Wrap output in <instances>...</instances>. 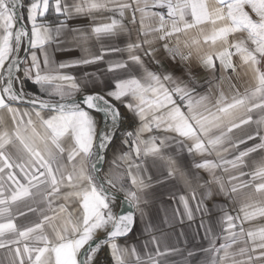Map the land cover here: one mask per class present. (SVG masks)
<instances>
[{"label":"snow or ice","instance_id":"obj_1","mask_svg":"<svg viewBox=\"0 0 264 264\" xmlns=\"http://www.w3.org/2000/svg\"><path fill=\"white\" fill-rule=\"evenodd\" d=\"M96 13L111 15L96 23ZM79 16L90 30L69 27ZM122 35L124 47L103 43ZM72 48L81 55L57 61ZM177 62L189 67L176 74ZM101 63L99 76L72 74ZM100 76L104 88H90ZM169 179L183 184L173 219L211 220L216 197L239 203L236 216L220 208L219 234L202 220L208 247L171 243L152 222L156 185ZM29 213L37 220L16 222ZM258 218L264 0H0V264H99L105 246L112 264H264V224L243 227ZM137 222L148 238L128 244Z\"/></svg>","mask_w":264,"mask_h":264},{"label":"crops","instance_id":"obj_2","mask_svg":"<svg viewBox=\"0 0 264 264\" xmlns=\"http://www.w3.org/2000/svg\"><path fill=\"white\" fill-rule=\"evenodd\" d=\"M28 2H29V0H27V1L25 0V2H24L25 5ZM69 2H71V0H69ZM25 15H26V13H25ZM95 15L98 17L96 23H99V22H101L100 17H107L111 14L110 13H102V14L96 13ZM68 23H69L70 28H81V29H86V30H90L91 26L93 25V21L88 16L76 17V18L70 20ZM125 23L127 24L128 21L125 20ZM129 27H131V25H129ZM70 37H71V33H69L67 35V38L70 39ZM135 38H136V33L133 32L132 33V39L135 40ZM127 42H128V36L127 35H122L113 41H107V40L103 41V43L105 45L114 44L115 46H118V47H124ZM92 47H93V51L96 52L97 54H99L100 45L95 44V42H93ZM80 55H81V53H80L79 49L72 48L69 52H66V53H56V59H57V61L69 60V59H74ZM116 55L119 57H122L124 59L127 58L126 52L116 54ZM161 55L167 56V53L163 52V49H161ZM111 58H114V57L113 56L106 57V59H111ZM144 59H145L146 63L148 64V67L151 70H156L157 67H159L155 63L151 62L149 60V58L144 57ZM234 59H238V58L234 57ZM169 63H171V62H169ZM217 64H218V61H217ZM104 67H105V65L101 63L99 65L89 66L87 69H83V70H72V74L76 75L77 77H82L83 72L88 71V72H95L99 76L100 75L99 70H102ZM163 67L168 68L169 64L166 63L163 65ZM188 67L189 66L186 63L177 62L175 65H173L171 70L174 71L176 74H179L183 69H187ZM198 76H199L201 82H203L205 79H207V76L203 72V70H200L198 72ZM218 78H219V73H217V79ZM236 82L241 84V86L239 87V91L243 92L244 88H243L242 82H238V81H236ZM104 86H105V83H104L103 76H100V78L97 79L94 84H92V83L89 84L90 88L95 87L96 89H102V88H104ZM32 90L35 91V89H32ZM225 90H227V85H225ZM119 107L121 109V112L126 111V109H124L122 105H120ZM118 144H119V140H117V145ZM251 144H252V142H249V146H251ZM173 151H174V149H173ZM255 156H256V154H253V158H255ZM210 158H214V157H210ZM109 159H111V153H109ZM178 159H180L181 166L184 168V170L186 172L188 171V169H190L192 167V157L189 156V154L186 151L178 154ZM109 166H110L109 164H106L105 168L106 167L109 168ZM149 166L151 168V174L152 175L156 176L158 179H163V177L160 176V173H159L157 168L152 167L151 164ZM243 170L245 172H249L250 168L245 167ZM165 175H166V173H165ZM200 175L203 176L205 179L208 178V174L206 172L202 171V172H200ZM218 175H223L225 181H227V176H226V174L223 173L222 170L218 171ZM245 179H250V177H245ZM178 189L183 190V184L178 183L175 179H169V180L164 181V183L162 185H156L157 196H156L155 203L152 206L151 213H150L151 218H152V222L157 223L159 225V227L163 230V232L168 235L171 243H175L177 237H180L181 247H183L185 244H187V246L189 248H191L194 245H202L203 247H208V241L206 239H204V236H205L204 229L200 227L202 220L206 226L209 223H211V225L214 227V231L217 234H219L221 232V228L217 224V220L222 216V213L219 211L220 208L226 206L228 208L230 214L233 216H236L238 214V210L240 207L239 203H237L235 206H233L230 201H226L222 196L216 197L215 201L208 203V208H209V212L211 215V220H209L208 215H202L201 213H197L195 216V219L193 221H188L186 217L183 218V221H182L180 216H175V218L173 219V213L177 209L178 205H177V201L172 199L170 194L174 191H177ZM193 207H194V204H193ZM180 211H183L182 206L180 207ZM240 215L242 217V214H240ZM35 220H37V216L35 214L29 213L27 215V221L25 220V218L19 217L16 222L18 224L23 225L28 221H35ZM166 220H167V223H165ZM262 224H264V219L258 218L254 222H245L243 224V227L245 229H248L250 227H256V226H259ZM143 227H144V225L137 222L135 230L131 233L130 238L127 241L128 244H132V243L137 242V241H143L144 239L148 238L147 236L143 235ZM239 227H240V224L238 221L237 222V229H236L237 231H239ZM182 233H183V236L181 235ZM102 235H104V234L99 233L98 237L102 236ZM220 242L221 241L218 240L217 245H219ZM119 243H121L123 245L126 243V241L124 239H120ZM106 250H107V254H108V263L107 264H112L111 258L109 255V250L107 248H106ZM2 255H3V250H0V256H2ZM172 259L179 260L180 258L179 257H173Z\"/></svg>","mask_w":264,"mask_h":264},{"label":"built area","instance_id":"obj_3","mask_svg":"<svg viewBox=\"0 0 264 264\" xmlns=\"http://www.w3.org/2000/svg\"><path fill=\"white\" fill-rule=\"evenodd\" d=\"M126 112V111H124ZM122 112V113H124ZM118 136L120 135L119 133L117 134ZM106 246L102 247L101 250L98 253V260L100 264H107L108 263V254H107V250H106Z\"/></svg>","mask_w":264,"mask_h":264},{"label":"water","instance_id":"obj_4","mask_svg":"<svg viewBox=\"0 0 264 264\" xmlns=\"http://www.w3.org/2000/svg\"><path fill=\"white\" fill-rule=\"evenodd\" d=\"M24 2H25V0H24ZM105 123H107V121H105ZM105 165H106V164H105ZM105 165H104V169H105ZM118 203H119V201H118ZM127 207H128L127 203H124L123 206H122V208H121V211H123V210L126 209ZM98 238H99V239H102V238H103V235H102V236H99Z\"/></svg>","mask_w":264,"mask_h":264},{"label":"trees","instance_id":"obj_5","mask_svg":"<svg viewBox=\"0 0 264 264\" xmlns=\"http://www.w3.org/2000/svg\"><path fill=\"white\" fill-rule=\"evenodd\" d=\"M26 1H27V0H26ZM107 170H108V168L106 167V168H105V171H107Z\"/></svg>","mask_w":264,"mask_h":264}]
</instances>
